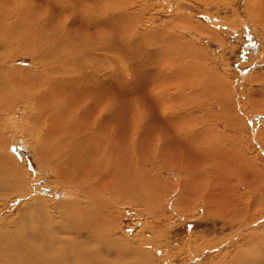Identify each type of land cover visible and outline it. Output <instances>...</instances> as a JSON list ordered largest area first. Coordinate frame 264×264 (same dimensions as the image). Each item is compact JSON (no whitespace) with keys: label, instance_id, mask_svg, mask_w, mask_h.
<instances>
[{"label":"bare ground","instance_id":"6f19581e","mask_svg":"<svg viewBox=\"0 0 264 264\" xmlns=\"http://www.w3.org/2000/svg\"><path fill=\"white\" fill-rule=\"evenodd\" d=\"M136 1L0 0L1 119L9 117L7 122L14 127L8 111L24 103L28 112L23 120L34 135L36 155L57 179L80 188L71 199L58 194L53 211L43 198L30 196L15 214L5 216L0 264H155L143 244L119 235L125 215L118 208L125 202L139 213L145 211L155 224L166 210L192 215L196 206L203 208L206 218L218 217L228 225L244 227L243 217H258L256 206L247 212L258 193L248 202V191L240 192L230 177L236 171L245 180L240 184L253 191L264 183V169L248 158L242 145L244 125L235 93L221 74L199 68L200 56L205 59L208 54L193 50V45L189 46L193 49L181 43L165 45L173 50L168 54L169 48L163 49L168 54L162 55L164 59L161 53L154 54L151 68L148 63L138 65L137 55L128 53L134 47L130 48L142 44L136 40L158 41L155 35L160 37L163 28L141 32L142 9H132ZM247 8L253 20H264V0H248ZM25 54L33 56L30 66L15 65ZM207 78L215 79V84L208 81L214 84L210 86L225 128L230 126L234 136L226 137V129L211 124V111L198 100V93L207 92ZM255 81L264 83V76ZM195 109L202 114L196 115ZM3 133L0 128L1 142ZM224 139L237 147H227ZM250 172L253 177L248 181ZM23 175L14 156L0 148V207L25 190L30 192ZM172 197L176 202L170 208ZM260 253L254 264H264V250Z\"/></svg>","mask_w":264,"mask_h":264},{"label":"rangeland","instance_id":"374dc122","mask_svg":"<svg viewBox=\"0 0 264 264\" xmlns=\"http://www.w3.org/2000/svg\"><path fill=\"white\" fill-rule=\"evenodd\" d=\"M247 3L248 0H213V2L212 0H138L133 3L132 9H142V11L140 10V14H143V16H140L142 18L139 30L143 33H153L162 28V30H166L165 33L162 30L160 31L161 40L159 35H155L158 39L156 42L153 41V39H150L152 41L136 40V42L142 43L139 45L141 48L139 46L137 47V45H133L130 49L133 47V49H135L137 47V53L133 49V51L130 50L128 53H135L137 56L140 55L139 57H141V59L134 56V60L137 58L136 61H138V65L140 64V66L144 65L142 63H146L145 66H147L148 63L150 68L153 64L152 55L158 54L157 56H159V53H161L160 57L164 59L162 55L170 54L173 48L172 46L180 45V43L181 45L184 44L182 45L183 47H186V45L187 47L193 45L192 47L194 49L192 47L189 48L199 53L202 52L200 53L202 55L205 53L208 54L204 55L206 57L205 59L203 56H200L201 59L199 60L201 61H199V68L205 66V68L207 67V69H209L210 73L214 71L215 73L221 74L224 77V81L232 88L233 93H235L233 95L235 96L233 97L234 102L236 105H238L236 102H239L237 111L243 119L244 126H242L241 132V136L243 137L242 145L246 149L248 158L252 157V162L264 169V139H260V134L264 132V83L255 81L258 76H264V20H253L254 18L247 8ZM184 22L185 24H183ZM168 32L171 34L170 37H166L169 35H167ZM176 35L177 37H175ZM169 39L171 40L167 41ZM159 43H163V46H160ZM165 45H172V48ZM167 47L169 48V50H166L169 52L168 54L164 51ZM156 49L158 51H155ZM201 49H203V51ZM159 50H162V52H159ZM144 51H146V53ZM148 52L149 54L146 55ZM146 57H150L149 59H151V61ZM32 58L33 56L29 54L20 55L15 65L17 64L19 67L30 66ZM142 58L148 61L142 60ZM154 58H157L156 55ZM211 58L212 60H210ZM208 61H211V64L208 63ZM124 62L126 66L128 61ZM208 80L207 78L206 82L209 83V81H211L215 84V79L214 81L211 79ZM208 83L206 84L207 92L197 94L198 100L204 103V107H206L207 110L211 111L209 112L212 113V117L210 116V118L215 120L212 121V119L209 118L208 121L211 122V124L217 125V128L220 130L226 129V137H228V135L234 136L235 131L232 130L230 126L228 127L229 129H227V127L225 128L224 122L226 121L224 119L223 122L220 116L221 106L216 102L218 100L217 97L214 96L215 91L213 90V86H210L214 84ZM211 95L213 98H211ZM249 95H252L251 97L254 98H252L253 101L250 99L251 97H249ZM207 96H209V98ZM261 100L263 102H261ZM250 104H252L254 108ZM27 112V106L24 103L13 106L8 111V115L12 116L11 120L15 124L14 127H12L11 123L9 124L7 122L10 119L9 117H3L1 119L0 116V128L4 132L2 136L6 143L5 145L3 140L2 142L0 141L1 145L3 143L4 149H2L3 146H0V148L11 157L14 156L17 164L24 171L23 181H25L26 186L30 188L29 193L25 190V193L23 192L22 194L16 195L0 207V226L2 222L5 221L4 217L15 214L30 196L43 198L41 200L44 201L46 207L53 211L54 202L60 199L57 197V194H62V198L67 200L74 198L80 193V188L77 185L57 179L58 177L54 170L48 166L46 162H43L44 160L42 161L40 156L36 155L34 135L29 130V123L23 120V116ZM194 112L196 115L202 114L198 109H195ZM220 124H222V127ZM225 139L224 143L227 147H237L233 142L227 144V140L225 141ZM13 146L16 147L17 152H20L22 156L20 155L19 157L16 155L17 153L12 151L11 148ZM20 146H22V149H19ZM253 152L254 154H252ZM261 163L263 164L261 165ZM247 167L249 172L250 167ZM242 169H245V167L243 166ZM250 174L251 172L249 173L250 178L248 177V181L253 177V174ZM164 175L166 177L169 176L168 171L164 172ZM170 175H172L170 176L172 178L174 176L177 177V174L171 173ZM230 177L233 178L234 184L238 185V190L240 192L248 191V193L246 192V199L248 202L253 199L255 193H258L257 198H262V200H260V198L257 200L256 198L248 205L247 212L253 211V209L256 210L257 208L254 217H258L256 219L254 218V220L250 217H243L246 218L245 222L247 223L244 225L245 228L243 226L240 227L239 224H225L220 218L217 219L218 217L216 219L211 217L210 219L206 218L203 215L204 210L201 206H196L192 209L191 212L194 213L192 215H182L180 212L173 215L169 210H166L167 212L164 215H160L158 224H155V221L147 215L145 211L139 213L132 203L125 202L120 204L118 208L120 211L124 212L125 215L123 221L125 228L120 230L119 235L123 236L125 240L132 239L136 244H143L144 249L149 253L151 252L155 264H224V262L228 260L230 261L226 264H254L257 262L256 260L260 259V252L264 250V230H262L264 229V183H262L257 190L253 191L252 186L250 189V187L247 188L244 184H240L242 183L240 181L244 179L241 180L240 174L236 171L231 172ZM243 182H245V180ZM47 189L49 191H46ZM259 201L263 207L261 204L259 205ZM175 202L176 197H172L169 205L170 208L175 205ZM254 206H256V208ZM142 208L146 209L143 205ZM146 220L148 221V225H146ZM260 229L263 233H260ZM134 233L137 235L134 236ZM258 234H260L259 238L261 234L263 235L261 239L258 238ZM251 240L253 242L256 240L257 244L256 241L253 243ZM258 241L262 245H260ZM246 243H252L250 245L254 246H249L250 248L248 247V250L246 246L249 244ZM239 246H243V248L240 247V249ZM255 246L256 248L254 250ZM230 252L233 253L231 254ZM246 253H248V255ZM240 255H242V257ZM222 256H224V258Z\"/></svg>","mask_w":264,"mask_h":264},{"label":"water","instance_id":"95a60500","mask_svg":"<svg viewBox=\"0 0 264 264\" xmlns=\"http://www.w3.org/2000/svg\"><path fill=\"white\" fill-rule=\"evenodd\" d=\"M11 149H12L13 152H15V153L17 152L16 147L13 146ZM17 155L20 157V154H19L18 152H17ZM46 191H49V190L47 189ZM57 195H58V194H57Z\"/></svg>","mask_w":264,"mask_h":264}]
</instances>
